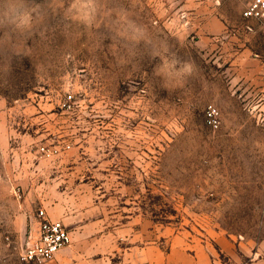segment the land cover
<instances>
[{"label":"rangeland","instance_id":"rangeland-1","mask_svg":"<svg viewBox=\"0 0 264 264\" xmlns=\"http://www.w3.org/2000/svg\"><path fill=\"white\" fill-rule=\"evenodd\" d=\"M246 2L0 0V264H33L39 210L63 206L129 218L132 241L264 239V25Z\"/></svg>","mask_w":264,"mask_h":264},{"label":"crops","instance_id":"crops-1","mask_svg":"<svg viewBox=\"0 0 264 264\" xmlns=\"http://www.w3.org/2000/svg\"><path fill=\"white\" fill-rule=\"evenodd\" d=\"M254 60L255 64H262L261 60ZM258 70H264L263 65ZM46 213L52 219L62 220L68 227L73 225L70 229L72 245L61 249L50 264H70L66 255L72 252L78 258L76 264H264V239L249 244L221 235L216 238L219 250L213 247V242L196 239L185 232L174 233L165 242L157 239L162 233H155L154 239L148 242L137 241L134 235L132 241L129 218L127 223L110 227L104 223L103 216L94 218V204L74 213H69L68 206H63L59 215L49 209ZM39 226L37 219L36 233ZM164 245L168 250H164ZM86 254L91 256L85 257Z\"/></svg>","mask_w":264,"mask_h":264},{"label":"built area","instance_id":"built-area-1","mask_svg":"<svg viewBox=\"0 0 264 264\" xmlns=\"http://www.w3.org/2000/svg\"><path fill=\"white\" fill-rule=\"evenodd\" d=\"M243 18L264 25V0H247ZM205 117L210 127L220 126L221 112L214 104L208 105ZM39 217L40 226L36 235H29L21 248L20 258L26 263L42 264L52 260L61 249L72 242L71 230L62 220L50 218L44 209L39 210Z\"/></svg>","mask_w":264,"mask_h":264}]
</instances>
